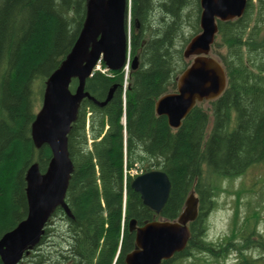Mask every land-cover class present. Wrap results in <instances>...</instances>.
<instances>
[{
  "label": "trees",
  "instance_id": "obj_1",
  "mask_svg": "<svg viewBox=\"0 0 264 264\" xmlns=\"http://www.w3.org/2000/svg\"><path fill=\"white\" fill-rule=\"evenodd\" d=\"M87 4L88 0H0V238L27 215L28 168L36 163L41 174L47 170L50 149L36 147L31 138L36 97L42 99L47 78L83 30ZM263 10L264 0H247L242 17L216 21L210 54L225 71V89L207 102L209 113L197 103L180 127L171 129L165 117L156 115L155 102L176 92L178 77L191 62L184 59L183 48L200 32V3L130 0L129 57H137L138 66L127 73L94 71L86 80L85 92L97 102L116 88L103 107L82 99L67 134L73 168L65 203L72 218L61 207L54 209L39 243L19 264H112L114 259V264H125L135 243L128 223L176 219L191 189L199 205L197 219L189 224V242L161 264H202L197 255L220 264L236 245L245 248L238 253V264H264V236L255 228L257 211L252 209L244 219L235 242L228 237L208 241L204 224L223 182L264 162V37L258 40ZM186 24L192 31L188 37ZM76 86L72 79L69 90L74 92ZM133 169L167 175L170 191L159 215L131 189L136 176L128 172ZM252 249L260 251L259 257L251 255Z\"/></svg>",
  "mask_w": 264,
  "mask_h": 264
},
{
  "label": "water",
  "instance_id": "obj_2",
  "mask_svg": "<svg viewBox=\"0 0 264 264\" xmlns=\"http://www.w3.org/2000/svg\"><path fill=\"white\" fill-rule=\"evenodd\" d=\"M199 3L200 32L183 50L184 59L191 62L178 77L176 92L155 102L156 115L165 117L171 129H178L197 103L215 100L224 91L225 71L210 56L218 31L216 21L240 18L247 8V0H199ZM129 11L130 0H88L83 30L65 60L47 78L41 108L31 127V138L36 147L46 145L50 149L51 159L44 174L36 163L26 172L27 215L0 238L2 264L22 261L25 253L39 243L49 215L57 207L72 218L65 203L73 168L66 150V137L82 99L88 98L99 107L111 99L115 86L103 102H97L85 92V83L101 62L112 72L125 68L129 52ZM137 66L138 58L133 57L131 70ZM72 79L77 80L74 92L69 90ZM130 187L140 195L145 207L155 215L160 214L170 191L169 179L163 171L139 174L132 179ZM198 205L199 199L191 189L176 219L158 218L140 226L131 220L128 231L134 233L135 243L125 257V264H161L184 251L191 234L189 224L198 217Z\"/></svg>",
  "mask_w": 264,
  "mask_h": 264
},
{
  "label": "rangeland",
  "instance_id": "obj_3",
  "mask_svg": "<svg viewBox=\"0 0 264 264\" xmlns=\"http://www.w3.org/2000/svg\"><path fill=\"white\" fill-rule=\"evenodd\" d=\"M253 3L256 4L255 1H253ZM129 13L127 15V26L129 24ZM254 13L256 12L254 11ZM258 17V26L260 27L258 30V40H261L262 37H264V10ZM190 24H186L184 28L186 37L192 33L189 26ZM180 44H182L181 40L179 41L178 45ZM210 55L214 59L217 58V56L213 53ZM132 59H130V62ZM126 85L127 84H125V86ZM41 103L42 99H40L39 94H37V112H39L41 108ZM199 105L204 110H207L208 113L210 112V106L207 102H201ZM210 127L211 118L208 129H210ZM222 187L223 191L215 197V205L207 212L205 216V238L210 242H218L224 237H228L230 241L235 242L237 239H239V236L235 235V233L238 232L240 225L243 224L244 219L248 217V214L250 211H252V209L258 213L255 228L260 234L264 236V194L262 195V193H264V162L252 167L241 177L232 180H225L222 184ZM54 223L56 230H59L61 224L59 219H54ZM239 251H245V248L242 245H236L232 247L231 250L229 249L227 251V256L225 258L219 259V263L238 264L237 257ZM250 253L254 257H259L260 251L252 249ZM198 256H200L201 259L199 261L200 263L214 264L211 262L208 256L197 255V257Z\"/></svg>",
  "mask_w": 264,
  "mask_h": 264
},
{
  "label": "built area",
  "instance_id": "obj_4",
  "mask_svg": "<svg viewBox=\"0 0 264 264\" xmlns=\"http://www.w3.org/2000/svg\"><path fill=\"white\" fill-rule=\"evenodd\" d=\"M97 70L100 71L103 74H105L106 71H107V69H105V68L104 69H100V66H97ZM129 174L133 175V174H136V172L135 171H129Z\"/></svg>",
  "mask_w": 264,
  "mask_h": 264
},
{
  "label": "bare ground",
  "instance_id": "obj_5",
  "mask_svg": "<svg viewBox=\"0 0 264 264\" xmlns=\"http://www.w3.org/2000/svg\"><path fill=\"white\" fill-rule=\"evenodd\" d=\"M125 71V70H124Z\"/></svg>",
  "mask_w": 264,
  "mask_h": 264
}]
</instances>
